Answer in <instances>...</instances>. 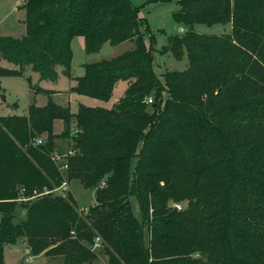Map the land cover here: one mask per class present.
<instances>
[{
  "label": "trees",
  "instance_id": "trees-1",
  "mask_svg": "<svg viewBox=\"0 0 264 264\" xmlns=\"http://www.w3.org/2000/svg\"><path fill=\"white\" fill-rule=\"evenodd\" d=\"M23 1L26 34L0 36V78L23 77L26 67L42 81L56 82L58 68L72 78L77 37L87 54L106 43L134 49L85 64L70 90L109 101L127 81L113 108L72 113L54 102L56 91L29 84L47 104L0 117V264L5 246L21 239L32 256L61 264H94L100 253L106 264H264V0H177L172 17L187 31L161 53L186 56L188 67L167 71L164 83L144 41L148 22L131 0ZM198 24L232 29L201 35ZM57 139L74 151L65 173L51 159ZM66 179L95 189L86 212L70 191H56Z\"/></svg>",
  "mask_w": 264,
  "mask_h": 264
},
{
  "label": "rangeland",
  "instance_id": "rangeland-1",
  "mask_svg": "<svg viewBox=\"0 0 264 264\" xmlns=\"http://www.w3.org/2000/svg\"><path fill=\"white\" fill-rule=\"evenodd\" d=\"M131 2L135 7H140L139 16L146 19L148 22L151 34L144 31V41L147 46L153 45L155 49L153 68L161 82L164 83V74L167 71H183L188 67V59L186 56L179 61L170 54L161 53L162 49L168 44L171 36L181 35L186 32V28L181 24L175 23L172 17L173 13L179 10L178 2L175 0L173 2L150 5H146V0H131ZM23 4V0H0V36L19 39L26 34V11L23 8ZM182 29L184 32L181 31ZM231 29V24H216L212 26L198 24L194 27L197 33L208 36L229 34L231 33ZM133 49L134 43L130 41L117 46L106 43L98 53L87 54L84 48V38H75L72 42V78L67 77L62 68H58V80L56 82L42 81L39 74L34 72L31 67H26L24 69L23 77L0 78V117L25 115L28 106L33 102H35L37 106H44L47 104V96L43 93L36 94L34 90H30L29 84L34 87L39 86L44 90L56 91L57 93L53 96L54 102L63 107H69L72 113H77L80 105L93 108H113L124 96L128 88L127 81H119L116 84L113 95L109 101L78 95L72 93L70 90L76 85L75 79L85 74V64L110 60ZM11 67L12 66H9V68ZM2 94H4V97ZM14 104H16V106H13ZM64 128V123L58 120L54 124V133L60 134L63 132ZM75 129L76 126L73 123L72 136L76 131ZM70 142L71 141L68 139H57L55 141V143L58 144L57 153L65 157L63 160H66V156L70 155L72 151V149H70ZM52 161L57 167H60L61 162H56L53 159ZM135 162L136 161H134L133 165ZM69 184L70 192L75 198V203L79 211L82 213L86 212L87 209L95 203V189H85L77 180L69 182ZM131 204L135 217L140 219L141 212L138 201L135 198H131ZM186 205L187 203H182L176 204L174 207L181 210L185 208ZM145 236L148 242L147 230L145 231ZM4 254L5 264H61L60 259L55 260L44 256H32L30 252H28L26 244L22 241L16 244L6 245ZM26 259H34V261L27 262ZM94 264H106L105 257L100 253Z\"/></svg>",
  "mask_w": 264,
  "mask_h": 264
},
{
  "label": "built area",
  "instance_id": "built-area-1",
  "mask_svg": "<svg viewBox=\"0 0 264 264\" xmlns=\"http://www.w3.org/2000/svg\"><path fill=\"white\" fill-rule=\"evenodd\" d=\"M153 103V99L152 98H149L148 99V104H152ZM44 143V140L43 139H39V140H36L34 142L35 145H41ZM72 153V152H71ZM65 157H62L60 156L57 152H55L52 156V159L56 162H61V165H60V171H64L67 169V166L64 164V159ZM57 192H62V193H67L70 191V184L67 180H65L62 185L56 190ZM50 193V191H46L45 194H48ZM178 207V206H177ZM180 208V207H178ZM103 248V242H102V239L101 237H96L95 240H94V243L91 247L92 251L93 252H99L101 251Z\"/></svg>",
  "mask_w": 264,
  "mask_h": 264
},
{
  "label": "crops",
  "instance_id": "crops-1",
  "mask_svg": "<svg viewBox=\"0 0 264 264\" xmlns=\"http://www.w3.org/2000/svg\"><path fill=\"white\" fill-rule=\"evenodd\" d=\"M181 31H183V29H182ZM185 31H187V30L185 29ZM183 32H184V31H183ZM84 48H85V42H84ZM15 78H19V77H15ZM2 96L4 97V94H2ZM13 106H16V104H14ZM28 107H29V106H28ZM26 113H27V112H26ZM19 241L24 242V244H26V247H27V249H28L27 242H26L25 239H21V240H19ZM19 241H18V242H19ZM28 252H29V250H28ZM26 261H27V262H28V261L33 262L34 259H32V260H28V259H26Z\"/></svg>",
  "mask_w": 264,
  "mask_h": 264
}]
</instances>
